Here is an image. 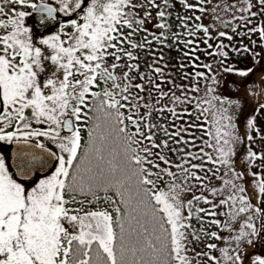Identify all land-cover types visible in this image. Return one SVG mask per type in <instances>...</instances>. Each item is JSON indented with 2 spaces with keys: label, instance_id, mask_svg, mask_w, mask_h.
I'll return each instance as SVG.
<instances>
[{
  "label": "snow or ice",
  "instance_id": "snow-or-ice-1",
  "mask_svg": "<svg viewBox=\"0 0 264 264\" xmlns=\"http://www.w3.org/2000/svg\"><path fill=\"white\" fill-rule=\"evenodd\" d=\"M258 73L264 0H0V264H264Z\"/></svg>",
  "mask_w": 264,
  "mask_h": 264
},
{
  "label": "rangeland",
  "instance_id": "rangeland-1",
  "mask_svg": "<svg viewBox=\"0 0 264 264\" xmlns=\"http://www.w3.org/2000/svg\"><path fill=\"white\" fill-rule=\"evenodd\" d=\"M256 67H259V65H256ZM260 75L261 74L258 73L256 76H253L251 78L249 86L245 88L244 91H246L249 94V96H251L252 92L255 91L256 93L259 94V99L261 101H264V83L260 81ZM246 79L247 78L239 77L231 73L224 75L221 77V86L219 91L223 94L231 93L233 96L238 95V92L235 91L234 89L238 88L239 85H242ZM232 82H236V83L233 84ZM252 98L253 101H255L256 97H252Z\"/></svg>",
  "mask_w": 264,
  "mask_h": 264
},
{
  "label": "trees",
  "instance_id": "trees-1",
  "mask_svg": "<svg viewBox=\"0 0 264 264\" xmlns=\"http://www.w3.org/2000/svg\"><path fill=\"white\" fill-rule=\"evenodd\" d=\"M227 42V41H226ZM243 43H245V44H247L248 43V41L245 39L244 41H243ZM172 55H176V53H172ZM237 59H239V58H237ZM248 66H253L252 64H251V62L250 61H241L240 63H239V65H238V67H240V68H245V67H248ZM261 117H258V119H260Z\"/></svg>",
  "mask_w": 264,
  "mask_h": 264
}]
</instances>
